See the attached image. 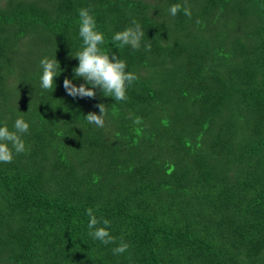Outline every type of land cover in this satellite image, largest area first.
<instances>
[{
	"label": "trees",
	"instance_id": "16d2710c",
	"mask_svg": "<svg viewBox=\"0 0 264 264\" xmlns=\"http://www.w3.org/2000/svg\"><path fill=\"white\" fill-rule=\"evenodd\" d=\"M196 4L0 0V264H264V0Z\"/></svg>",
	"mask_w": 264,
	"mask_h": 264
},
{
	"label": "rangeland",
	"instance_id": "374dc122",
	"mask_svg": "<svg viewBox=\"0 0 264 264\" xmlns=\"http://www.w3.org/2000/svg\"><path fill=\"white\" fill-rule=\"evenodd\" d=\"M196 1L193 0V4H195L197 6ZM233 17L234 16H230V18L228 17L227 19H222L221 21H219V19L213 20V22L210 25V31L211 32L214 31L215 33H218L220 31L223 34V31H222V29H223L224 33H226V31L228 32V28H229L230 24L233 22ZM255 19H256V16H248V17H243V18L241 17L240 19H238L239 23H237L238 24V26H237L238 31H236L235 33L230 32L231 36H226V37L231 38V37L236 36L237 34H242L243 30L248 29L249 27L251 28V26H253L252 23L251 24H249V23H250V21H254ZM198 34L200 37H205L206 31L202 32L201 34L200 33H198ZM225 35L226 34H223V38H226ZM211 42L213 43L212 44L213 46L218 43L215 41H211ZM172 107H174L173 104H172Z\"/></svg>",
	"mask_w": 264,
	"mask_h": 264
}]
</instances>
